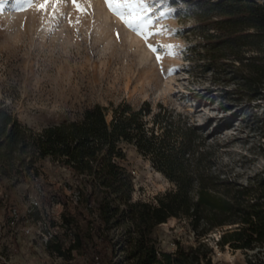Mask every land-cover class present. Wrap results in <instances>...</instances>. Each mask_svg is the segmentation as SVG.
<instances>
[{"label":"trees","instance_id":"1","mask_svg":"<svg viewBox=\"0 0 264 264\" xmlns=\"http://www.w3.org/2000/svg\"><path fill=\"white\" fill-rule=\"evenodd\" d=\"M181 10V19H190L186 35L193 38L186 57L200 72L231 83L226 93L261 102L254 116L264 149V0H185ZM125 143L148 157L174 187L152 200L132 199V183L118 161ZM218 143L207 141L185 114L164 105L152 111L146 100L137 107L94 103L79 118L36 131L0 101V171L19 173L46 156L72 171L76 197L63 190L50 194L63 206L69 197L74 200L88 217L86 226L61 211L67 239L59 235L47 246L64 258L75 249L84 264H225L212 261L207 238L215 228L219 247L264 242V170L239 180L218 162ZM96 186L101 194L93 199ZM172 216L184 219L193 240L175 239L172 250L158 248L150 232Z\"/></svg>","mask_w":264,"mask_h":264},{"label":"rangeland","instance_id":"2","mask_svg":"<svg viewBox=\"0 0 264 264\" xmlns=\"http://www.w3.org/2000/svg\"><path fill=\"white\" fill-rule=\"evenodd\" d=\"M77 2L86 14L79 13L71 0H61L56 9L47 11L35 6L17 10L15 0H7L0 10V101L22 124L36 131L46 124L79 118L94 103L125 102L137 107L146 100L152 111L164 105L185 114L207 141H219L215 147L218 162L239 180L264 170L262 138L254 116L261 102L226 93L231 83L200 72L186 57L193 38L185 31L190 19L180 15L185 0H165L159 6L156 11L166 15L158 23L154 19L151 27L155 31L162 26L164 34L150 37L147 43L112 14L104 0ZM148 44L163 56L160 62ZM160 44L178 45L176 55H167ZM123 150L118 161L132 183V199L152 200L174 187L133 145L125 143ZM39 188L44 193L63 190L74 198L72 188L77 186L72 171L48 156L19 173L0 171V264H84L75 249L70 258H58L22 230L31 220L26 214L28 194ZM92 191V198L98 199L101 189L96 186ZM70 197L64 206L49 205L40 198L49 225L65 211L85 228L88 217ZM13 208L19 214L17 220ZM56 231L66 236L63 226ZM218 231L213 229L207 238L213 246L212 261L242 264V249L216 247ZM150 235L158 248L167 250L174 249L175 239L193 240L184 219L174 216L154 225ZM120 258L118 252L114 260Z\"/></svg>","mask_w":264,"mask_h":264},{"label":"snow or ice","instance_id":"3","mask_svg":"<svg viewBox=\"0 0 264 264\" xmlns=\"http://www.w3.org/2000/svg\"><path fill=\"white\" fill-rule=\"evenodd\" d=\"M6 2L7 0H0V10H3ZM59 3L61 0H42L39 3L36 0H15V4L18 6L17 10H21V7L35 6L40 11H47L49 7L56 9ZM71 3L79 13L86 14V9L77 0H71ZM104 3L113 15L118 17L129 30L135 32L146 43L150 37L164 34L162 26L156 27L155 31L152 30L151 26L154 25V19L158 23L159 17L166 15L164 11H156L161 4L165 3V0H104ZM147 46L155 54L156 61L160 62L163 56L156 46L153 44ZM159 47L165 50L167 55L174 56L176 55L175 49L179 46L160 44Z\"/></svg>","mask_w":264,"mask_h":264},{"label":"built area","instance_id":"4","mask_svg":"<svg viewBox=\"0 0 264 264\" xmlns=\"http://www.w3.org/2000/svg\"><path fill=\"white\" fill-rule=\"evenodd\" d=\"M72 192L75 196V190L72 188ZM29 196V202L28 207L26 209L27 216L30 217V223L25 224L22 228V230L25 233H30L32 238H37L42 243V247H44L45 250H48L52 254H54L58 258H62L61 255L56 254L54 251H50L47 244L49 241H56L57 237L59 236L58 229L61 226V217L60 213L57 217H55V220L53 222V225H49V219L46 217V214H44L40 209V198L43 196H47L49 198V205L59 204L63 206V204L57 200L54 199L53 194H50V192H43L40 188L36 190L34 193L28 194ZM46 207V206H45ZM14 213V220L18 219L19 214L16 212V209L13 208ZM31 214V215H30ZM28 218V217H27ZM37 226L36 233H32V229ZM220 235V231H218V234L215 235V239H217ZM216 247H219L217 244H215ZM232 249V248H231ZM242 257L243 261L242 264H264V242L261 244H257L251 248H244L242 249ZM231 262V259H230ZM230 264V263H228ZM232 264V263H231Z\"/></svg>","mask_w":264,"mask_h":264},{"label":"water","instance_id":"5","mask_svg":"<svg viewBox=\"0 0 264 264\" xmlns=\"http://www.w3.org/2000/svg\"><path fill=\"white\" fill-rule=\"evenodd\" d=\"M228 226H230V225H228Z\"/></svg>","mask_w":264,"mask_h":264}]
</instances>
